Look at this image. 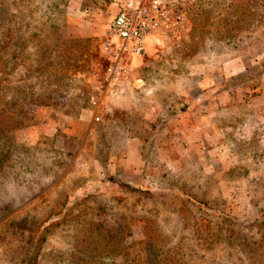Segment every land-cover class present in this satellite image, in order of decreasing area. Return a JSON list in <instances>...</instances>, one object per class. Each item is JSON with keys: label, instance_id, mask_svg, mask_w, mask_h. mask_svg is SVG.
<instances>
[{"label": "rangeland", "instance_id": "1", "mask_svg": "<svg viewBox=\"0 0 264 264\" xmlns=\"http://www.w3.org/2000/svg\"><path fill=\"white\" fill-rule=\"evenodd\" d=\"M165 2L164 32L111 76L100 44L114 0H0V42L9 21L28 52L25 65L14 60L17 89L7 96L45 101L10 143L0 137V264L20 259L31 227L47 218L57 224L36 264H123L121 250L136 264H252L222 236L235 229L250 243L264 233V120L251 103L264 92V76L253 71L264 38L252 48L239 41L264 37V0ZM77 38L87 41L71 52L75 60L61 54ZM66 63L82 69L64 75ZM242 66L241 87L212 90L241 78ZM189 91L196 95L187 110L154 132L162 106ZM188 195L223 215L185 203ZM261 245L249 250L259 253L253 264H264Z\"/></svg>", "mask_w": 264, "mask_h": 264}, {"label": "trees", "instance_id": "2", "mask_svg": "<svg viewBox=\"0 0 264 264\" xmlns=\"http://www.w3.org/2000/svg\"><path fill=\"white\" fill-rule=\"evenodd\" d=\"M253 1V0H252ZM255 2V0H254ZM18 35L16 32H14L13 27L10 25L9 21L7 22V25L4 27L3 30V39L0 42V137L5 139V143L11 142V133L14 129L23 127L25 125H29L32 122L33 118V110L32 106L34 105H44L45 101L42 98L46 97V94H42L39 98L42 100L36 102V99H31L28 97L27 93L24 91H20L21 96H16L13 94L10 98L7 96L10 92L13 93L17 89L16 86H14L12 78H11V70H13V63L17 56H20L23 59L22 65H25L27 62V47L20 43V45H17L16 42L19 40L17 39ZM87 41V39H72L70 43H64V46L66 47L65 50L61 52V54H64L67 57H71L72 60H75L76 56L71 55V52L74 50L79 53V50L81 47L84 46V43ZM43 48L41 47V50H39V53H44V57L46 61L49 59L51 55V51L47 52L48 46L46 44ZM40 48V47H39ZM18 55L16 54V51H18ZM43 49V50H42ZM70 49V50H69ZM38 51V50H37ZM66 66L63 68V74H69V71L71 68L74 70L72 73H75V71H80L82 69V65H74L66 63ZM247 66V65H245ZM243 68L242 71L237 72V74H234V76L241 77L239 79H235L232 81L229 80H223L220 86H215V88H212V90L217 89V93L224 89L230 90L231 88H235L237 86L241 87L242 84L246 81H243L248 79V71L247 67ZM24 67V66H23ZM253 71H257V75L264 76V61H257L253 64ZM26 69V67H25ZM44 69V66L42 67V70ZM251 72V71H250ZM71 73V74H72ZM43 78H48L50 81L52 80V77L50 78V75H54L52 72H48V70H44L41 72ZM231 76V77H234ZM261 76V77H262ZM68 79V78H67ZM243 79V80H242ZM48 80V82H50ZM259 81V80H258ZM258 81L254 85H247V89H252V92L247 95L248 98H252L256 93V88H258ZM27 83L22 85L23 89L27 88ZM220 89V91H218ZM212 90L210 92H212ZM208 92V94L210 93ZM204 92L203 90L199 91V93L192 94L191 91L188 92L187 97H181L178 96L174 98L173 100L169 101V104L166 106H162L160 111L156 114V122L153 124V128L155 129L154 132L163 131L166 129V123L171 116H174L182 111H186L189 103L193 102L192 99H195V96H200L201 100L198 102L201 103L204 98ZM192 94V95H191ZM196 106V105H195ZM13 107H17L18 109H15ZM194 106H192L193 108ZM189 110H192L189 108ZM192 204L198 209L203 210L208 215L213 214H222L223 211L216 210L213 208L212 205L208 204L207 201L198 199L193 195L186 196V199L184 200L185 203ZM224 219H227V216L224 214ZM206 220V219H205ZM57 222L53 221L51 219H46L42 223H39L30 229V235L28 237V240L26 242L25 250L23 252V255L20 259L16 260L14 264H36L37 259H39L40 251H41V245L43 241L45 240L46 233L49 231V229L54 225H56ZM257 225V229L259 230L260 224H254V226ZM205 227L208 228V230L211 228L209 224V220H206ZM259 233V232H258ZM259 237L257 238H249L250 243L246 242V236L244 234H241L238 232V230L235 229H228V234H224L222 236V239L228 241L231 245L234 244L236 246H239L242 251L245 253V257H247L250 261V263H254L256 261V255H259L258 251L263 250V244L264 242V233L260 232ZM214 236L212 232H206L204 234V238L207 240ZM253 247H258L257 252H250ZM122 252V258H123V264H136V257L131 256L130 252L128 250H121ZM156 258H153L148 261L147 264H157Z\"/></svg>", "mask_w": 264, "mask_h": 264}, {"label": "built area", "instance_id": "3", "mask_svg": "<svg viewBox=\"0 0 264 264\" xmlns=\"http://www.w3.org/2000/svg\"><path fill=\"white\" fill-rule=\"evenodd\" d=\"M114 6L107 36L100 44L109 61L107 71L111 76L127 60L141 56L151 36L164 32L170 18L165 0H114Z\"/></svg>", "mask_w": 264, "mask_h": 264}, {"label": "crops", "instance_id": "4", "mask_svg": "<svg viewBox=\"0 0 264 264\" xmlns=\"http://www.w3.org/2000/svg\"><path fill=\"white\" fill-rule=\"evenodd\" d=\"M255 28H253L254 30ZM239 30V29H238ZM250 30V29H249ZM252 30H250L251 32ZM254 34V33H253ZM256 37L260 38V41L262 42V39L264 38L262 33H260L259 35L254 34L253 36L250 37H243L241 38V40H239L240 42L243 41L244 46H247V48H252L251 45L256 41ZM255 38V39H254ZM247 40H249L250 42H247ZM258 53L260 54H264V47L261 48ZM253 54V53H252ZM257 54V53H256ZM252 57H255L256 55H251ZM238 58H240V55H238ZM253 59V58H252ZM243 65V64H242ZM244 68V66H242V68H240L237 72L242 71ZM252 103V112L259 116V118L264 120V92H260L259 94H256L253 98Z\"/></svg>", "mask_w": 264, "mask_h": 264}]
</instances>
